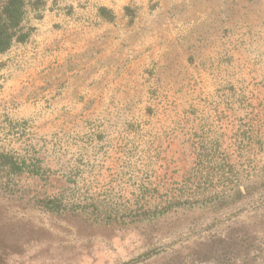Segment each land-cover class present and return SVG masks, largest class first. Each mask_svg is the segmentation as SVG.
<instances>
[{
	"label": "rangeland",
	"instance_id": "374dc122",
	"mask_svg": "<svg viewBox=\"0 0 264 264\" xmlns=\"http://www.w3.org/2000/svg\"><path fill=\"white\" fill-rule=\"evenodd\" d=\"M0 264H264V0L31 1Z\"/></svg>",
	"mask_w": 264,
	"mask_h": 264
},
{
	"label": "trees",
	"instance_id": "16d2710c",
	"mask_svg": "<svg viewBox=\"0 0 264 264\" xmlns=\"http://www.w3.org/2000/svg\"><path fill=\"white\" fill-rule=\"evenodd\" d=\"M33 0H0V56L7 52L22 30L27 5Z\"/></svg>",
	"mask_w": 264,
	"mask_h": 264
}]
</instances>
